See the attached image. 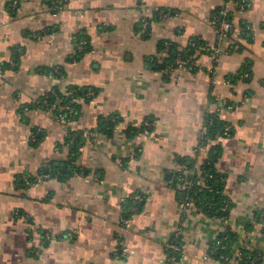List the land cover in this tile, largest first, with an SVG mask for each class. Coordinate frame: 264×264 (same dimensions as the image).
<instances>
[{
	"label": "crops",
	"instance_id": "obj_1",
	"mask_svg": "<svg viewBox=\"0 0 264 264\" xmlns=\"http://www.w3.org/2000/svg\"><path fill=\"white\" fill-rule=\"evenodd\" d=\"M225 2L0 0V264H170L179 228L173 264H240L211 254L227 227L233 251L261 250L264 264V0L233 6L214 62L209 20ZM165 41L197 44L201 68L159 69ZM74 87L85 96L62 124L61 94ZM208 115L231 131L198 154ZM212 145L225 229L184 209L172 182L182 158L202 166Z\"/></svg>",
	"mask_w": 264,
	"mask_h": 264
},
{
	"label": "built area",
	"instance_id": "obj_2",
	"mask_svg": "<svg viewBox=\"0 0 264 264\" xmlns=\"http://www.w3.org/2000/svg\"><path fill=\"white\" fill-rule=\"evenodd\" d=\"M233 6H237L239 9L245 8V3H238L236 0H226L224 6L221 8L220 12L216 15H214L210 20L209 23L215 28L217 33V45L212 50L211 56L214 58V62L218 61V57L222 54V45L223 43L229 38V30L231 28V22L229 21V16L232 13ZM147 12L149 10H146ZM150 18L146 17L144 19V28L147 29L150 23ZM84 43H81L79 45L80 49H83L82 45ZM170 48V43H166V49H165V56L168 54V50ZM177 68H183L187 71H195L201 68V64L197 58L196 55L190 56L188 58H183L181 55H178L175 59L174 63L171 65H168L166 69L164 70L166 73L174 72ZM214 71V70H213ZM0 70V74H1ZM250 75L248 73H245L243 75V78H249ZM230 82V79H229ZM68 95H72L73 91L69 90ZM66 113L60 112L57 114V120L61 122L62 124H67L70 120H73L75 118V110L74 108L68 107ZM211 123V121H210ZM230 126H225L222 134L215 135L214 139H210L208 137L209 134V126H207L206 122L202 128L201 131V147H198L195 150V153L201 152V148H207L209 144H211L212 141L215 139L218 140L222 137L229 136L230 134ZM93 135V134H92ZM204 164V163H203ZM202 164V166H203ZM202 166H197L194 170H189L185 163H178L177 169L175 170V176L174 178L178 179L177 186L181 189L182 193L184 194V202H183V208L187 209L191 206H194V202L192 200L193 197L197 196L200 192L206 190H211L209 181L214 178L213 175L208 173L206 170L202 168ZM137 201H142L141 196H136L134 198ZM230 202L225 201L223 207L221 208L222 211H227L229 209ZM128 211V208L124 209V213ZM211 218L214 219V221L218 224H220L224 229L227 226L228 218L227 217H216L212 214H210ZM260 219H264V215L261 213ZM121 220L124 223H129V219L126 217H122ZM226 230V229H225ZM224 230V231H225ZM182 234V229H177V231L174 233L172 239H170L166 243V248L168 252H171L172 254H169V263L173 264L176 263L182 256L183 248L181 243H178L177 240L180 239V236ZM214 247L211 250L212 254H217L218 251L224 250L226 247L223 244V240L216 238L213 242ZM180 255V258L177 256ZM223 261L229 262L231 260H237L240 262V264H254L255 260L252 262L245 261V258L243 257L240 250L233 251V255H221L220 257ZM249 259V257H246V259Z\"/></svg>",
	"mask_w": 264,
	"mask_h": 264
},
{
	"label": "trees",
	"instance_id": "obj_3",
	"mask_svg": "<svg viewBox=\"0 0 264 264\" xmlns=\"http://www.w3.org/2000/svg\"><path fill=\"white\" fill-rule=\"evenodd\" d=\"M239 4L240 3H245V0H236ZM246 4V3H245ZM221 8L214 14H218L220 12ZM229 21H231V14L229 16ZM78 45H80L81 43H84L82 45L83 49H79L78 52L79 54L81 53H85L88 49H89V42L87 39H79V41L77 42ZM166 43H170V48L168 50V54L164 59V64L159 65L158 68L165 70L166 67L168 65H171L174 63L175 59L177 58L178 55H181L183 58H188L190 56H193L196 54V49H199L197 44L191 45L190 47H188L185 50L179 51L177 46L170 42V41H165L162 44V49L165 52L166 49ZM245 73L250 74V72L248 71V69H245L244 71L241 72V77H243V75ZM251 75V74H250ZM71 91H73L72 95H68V96H64L61 94V106H65V107H71L74 108L75 110V116L77 114V110H78V105L74 102V98L79 97V96H85V89H81L78 87H74L70 89ZM211 121V123H210ZM206 124L207 126H209V134L208 137L210 139H214L215 135L217 134H222L223 130L226 126L225 123H223L217 115H208L207 119H206ZM113 124H109L108 128L106 129L107 132H111L113 129ZM219 147L217 145H212L210 146V151H209V157L204 161V164L202 166V168L204 170H206L208 173H210L211 175L214 176V178L212 180L209 181V185L211 190H204L202 192H200L197 196L193 197L192 200L195 204V206L197 207H201L207 214H212L216 217H229V213L231 210V202L228 199V197L226 195H224L223 192V176L217 171L215 164L219 155ZM73 154H76V151L73 150L72 152ZM75 160V156H73V159L71 160V162H74ZM180 163H185L186 166L188 167L189 170H194L197 164L196 159H191V158H182L180 161ZM174 185L178 184V179L174 178V180L172 181ZM229 201L230 202V206L229 209L227 211H222L221 208L224 205L225 201ZM134 201L133 200H129V202H127V208H131L134 205ZM138 207V206H137ZM218 239L223 240V244L225 245V249L222 251H218L217 254H212L214 257H216L217 259L223 261L220 257L221 255H233V243L235 241V237L232 235L230 229L227 227L225 231H222L218 237ZM178 243H180V240H177ZM214 247V245L212 244V248ZM212 250V249H211ZM243 257L245 258V261L247 262H252L255 260L254 264H259L262 260L263 257V253L261 250H248V249H241L240 250ZM169 254H172L171 252H169ZM177 256L180 258V255L177 254ZM246 257H249V259Z\"/></svg>",
	"mask_w": 264,
	"mask_h": 264
}]
</instances>
